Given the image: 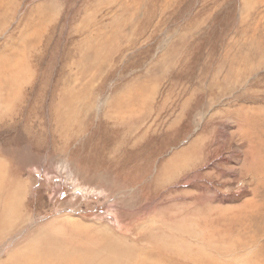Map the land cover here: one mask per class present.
I'll list each match as a JSON object with an SVG mask.
<instances>
[{
    "label": "rangeland",
    "instance_id": "374dc122",
    "mask_svg": "<svg viewBox=\"0 0 264 264\" xmlns=\"http://www.w3.org/2000/svg\"><path fill=\"white\" fill-rule=\"evenodd\" d=\"M251 5L0 0V90L9 81L17 95L0 119V161L24 186L21 230L109 234L142 254L158 227L178 250L246 264L264 246V144L246 131L264 119V0Z\"/></svg>",
    "mask_w": 264,
    "mask_h": 264
},
{
    "label": "bare ground",
    "instance_id": "6f19581e",
    "mask_svg": "<svg viewBox=\"0 0 264 264\" xmlns=\"http://www.w3.org/2000/svg\"><path fill=\"white\" fill-rule=\"evenodd\" d=\"M245 5L247 6V4L251 5L253 3V0H244ZM256 4V3H255ZM252 6V5H251ZM246 9L248 7H245ZM256 45V44H255ZM251 47V46H250ZM260 47L257 45V48ZM256 48V47H255ZM254 49V48H253ZM243 50V49H242ZM252 50V48H251ZM245 51V50H244ZM255 51V50H254ZM261 52V50H260ZM6 55V54H5ZM8 55V54H7ZM6 55V56H7ZM12 54H10L11 56ZM14 55V54H13ZM241 55V54H240ZM250 55V54H248ZM16 56V55H14ZM236 55H234L235 57ZM245 56V55H244ZM241 57V56H240ZM246 57V56H245ZM244 57V58H245ZM243 58V57H242ZM247 58V62L248 57ZM4 59V58H3ZM249 59L250 56H249ZM10 60V59H9ZM2 61V60H1ZM16 61V60H14ZM22 61V60H19ZM238 61V60H236ZM245 61V62H246ZM231 62V61H230ZM240 62V61H239ZM3 63V62H2ZM12 63V60H11ZM20 63V62H19ZM238 63V62H236ZM241 63V62H240ZM243 63V62H242ZM241 63V64H242ZM9 64V63H8ZM15 65V64H14ZM13 66V65H12ZM249 66V65H248ZM247 66V67H248ZM4 67V66H1ZM8 67V66H7ZM14 67V66H13ZM16 67V66H15ZM250 67V66H249ZM3 70V69H2ZM8 70V69H7ZM11 70V69H10ZM235 70V69H234ZM1 72V71H0ZM11 72V71H10ZM14 72V71H13ZM12 72V73H13ZM250 72V71H249ZM11 73V74H12ZM229 73V72H228ZM234 73V72H231ZM238 73V72H237ZM242 73V72H240ZM245 73V72H244ZM5 74V73H4ZM248 74V73H247ZM8 75V74H7ZM230 75V74H229ZM9 76V75H8ZM234 76V75H232ZM6 77L7 76H3ZM226 77V75L224 76ZM230 77V76H229ZM9 78V77H8ZM232 80V77H230ZM13 80V79H12ZM18 80V79H17ZM229 79H227L228 81ZM235 80V79H234ZM230 83V82H229ZM2 85V83H1ZM0 85V89H2L3 87H1ZM18 85V84H17ZM257 85V84H256ZM16 86V85H15ZM214 86V85H213ZM17 87V86H16ZM16 87H14V89L16 90ZM227 87V86H226ZM230 87V86H229ZM228 87V88H229ZM234 87V86H233ZM242 88V87H241ZM230 89V88H229ZM234 89V88H233ZM18 90V89H17ZM0 111H2V116L0 115V119L1 117L3 119H5L6 117H8L9 111L12 110V112H15L12 107L11 104L13 103V100L15 98H17V95H13V83H10L8 81V85L5 88L4 92H2V90H0ZM6 93V94H4ZM119 93V92H118ZM135 93L133 95H131L129 97V103L130 104H135V101H133ZM243 96V95H242ZM125 97V96H123ZM238 97V96H237ZM241 97V96H239ZM126 98V97H125ZM16 100V99H15ZM66 100V104H59V107L63 109H65V107H67V105L71 104V101L68 104L67 98L65 97ZM126 101V99H124ZM117 101V100H116ZM127 102V101H126ZM121 102L119 101V104ZM115 105V104H114ZM129 105V104H128ZM136 105V104H135ZM262 105V104H261ZM10 106V107H9ZM116 107V106H115ZM119 107V106H117ZM127 107V106H126ZM264 107V106H263ZM129 108V107H128ZM116 109V108H115ZM121 109V108H118ZM124 109V108H122ZM121 109V110H122ZM133 109V108H131ZM72 113L74 112V109L72 110ZM125 111V110H124ZM128 111V110H127ZM140 110L135 109L132 113V118L134 120V123L136 124V127L138 129V123H139V119H137V115H139ZM236 111V110H235ZM235 111H233V115L235 113ZM255 115H258L259 111L258 110H253ZM71 112V111H70ZM110 112V111H109ZM116 112V111H114ZM123 112V110L121 111ZM120 113V112H119ZM238 113V112H237ZM243 113V112H241ZM252 113V114H253ZM118 114V113H116ZM244 114V113H243ZM109 114H107L108 116ZM121 115V114H119ZM124 115V114H123ZM61 117L63 118H68L65 119L69 120L68 122H65L68 126L70 124H73L74 121L71 120H75L77 119L76 114L74 116V119L72 118L71 115H67L65 113V111L61 112ZM141 117V116H140ZM255 117V116H253ZM262 117V116H261ZM249 119L246 122V125H250V126H257V127H253L251 129L246 130L248 132V134H252V135H256L258 136L261 141L264 144V135H260L261 134V129H260V125L262 123H264V119ZM264 117V116H263ZM142 118V117H141ZM238 118V117H237ZM250 118H252V116H250ZM61 120V119H60ZM64 121V120H63ZM77 121H75L76 123ZM116 122L119 124H126L124 120L118 119L116 118ZM239 122V120H238ZM74 123V124H75ZM80 123V122H79ZM245 123V122H244ZM243 125V123H242ZM66 126V125H65ZM239 126V125H238ZM64 128V127H63ZM130 128V127H129ZM240 128V127H239ZM244 128V127H243ZM65 130V129H64ZM133 132V129L131 130ZM245 131V130H243ZM244 133V132H243ZM71 134V133H70ZM68 136V135H67ZM63 140V139H62ZM255 143V142H254ZM249 144V143H248ZM195 146V145H194ZM255 146V145H254ZM109 147V146H108ZM196 147V146H195ZM257 148V147H256ZM190 148H188L189 150ZM102 151V150H101ZM258 151V150H257ZM253 153V152H252ZM110 154V153H109ZM111 155V154H110ZM117 157V156H116ZM256 157V156H255ZM257 159V158H256ZM254 160V159H253ZM252 160V161H253ZM127 161V160H126ZM255 161V160H254ZM258 161V159H257ZM256 161V162H257ZM123 164V162H122ZM259 164H261V162H259ZM245 165V164H244ZM127 166H128V162H127ZM247 166V164H246ZM252 166V165H251ZM261 166V165H260ZM263 167V166H262ZM261 167V168H262ZM251 168V167H250ZM255 168V167H253ZM260 168V169H261ZM259 169V168H258ZM165 168L161 169V174L164 172ZM256 170V168H255ZM263 170V169H262ZM9 168H7V166L0 161V246L2 244H4V242L11 237L12 235H14V237L11 238H15V243L14 244H10V246L8 244L5 245V250L1 249L0 250V264H188V262H190L191 260L194 261L196 264H223L222 260L216 256H213V254L209 255V253L204 256L203 254H201V252L197 251L196 253H192L193 250L190 252L189 251H183V250H178L176 248V245H173L168 241V236L166 235V233L161 229L156 227L154 229V231L148 230L146 228V230H148V235L149 237L146 239L147 241L150 240L152 242H154L155 247H153L152 249H145L143 251L142 254H139V250H137V248L135 247V244L131 245H127L123 242L120 241L121 237H116V236H110L109 234H107L106 237L104 238V240H99L97 243H89L88 241H81L80 238L77 237H64L61 235H57L55 234L54 231H51L48 229V227L45 228H41L39 230L37 229H31L29 231L26 230H21L22 226L26 224L25 221V216L23 214V204L21 201V192H20V186H22V184L20 183V181L17 180V178H15V173L13 174H9ZM245 171V170H244ZM254 171V170H253ZM255 172V171H254ZM257 172V171H256ZM245 173V172H244ZM261 173V172H260ZM256 174V173H255ZM247 175V174H246ZM251 175V173H250ZM258 175V173H257ZM261 175V174H260ZM254 176V175H253ZM255 177V176H254ZM217 178V177H216ZM157 183L158 186L160 184V180L157 178ZM229 180V179H227ZM262 181H259V186L262 184ZM155 183V181H154ZM156 183V184H157ZM155 186V185H154ZM24 187V186H22ZM258 187V185H257ZM258 189V188H256ZM263 190V189H262ZM255 191V190H254ZM257 192V191H256ZM255 192V194H256ZM259 192V191H258ZM210 198V197H209ZM264 200V197H263ZM262 200V201H263ZM247 201V200H246ZM250 202V201H248ZM252 202V201H251ZM253 203V202H252ZM264 203V202H263ZM194 204V203H193ZM251 204V203H250ZM264 205V204H263ZM251 206V205H250ZM256 206V205H255ZM188 207V206H187ZM245 207V206H244ZM257 207V206H256ZM238 208V207H237ZM174 209V208H173ZM248 209V208H247ZM252 209V207H251ZM241 210V209H240ZM245 210V209H243ZM242 210V211H243ZM254 210V208L252 209ZM237 211V210H236ZM200 212V211H199ZM255 212V211H254ZM245 213V212H244ZM138 214V213H137ZM136 214V215H137ZM239 214V213H238ZM241 215V213H240ZM172 217V216H171ZM243 217V216H242ZM249 217H252L249 216ZM165 218V217H164ZM167 219V218H166ZM188 219V218H187ZM250 219V218H249ZM27 220V219H26ZM176 220V219H175ZM196 220V219H195ZM167 221V220H166ZM171 221V220H170ZM198 221V220H197ZM195 222V221H194ZM76 223V222H75ZM179 223V222H178ZM182 223V222H181ZM180 223V224H181ZM187 223V222H186ZM225 223V222H224ZM195 224V223H194ZM208 224V223H207ZM206 224V225H207ZM211 224V223H210ZM213 224V223H212ZM260 224V223H259ZM264 224V223H263ZM262 224V225H263ZM77 225V224H76ZM175 225V224H174ZM190 225V224H189ZM192 225V222H191ZM216 225V224H215ZM254 225V224H253ZM261 225V224H260ZM37 226V225H36ZM50 226V225H48ZM64 227V225H62ZM197 226V225H195ZM214 227V225H212ZM219 226V224L217 225ZM248 226V223H241L239 232H241L242 230H244L246 227ZM258 226V225H256ZM176 227V225H175ZM185 227V226H184ZM51 228V227H50ZM210 228V227H209ZM212 228V227H211ZM89 229V228H87ZM197 229V228H196ZM203 229V228H201ZM213 229V228H212ZM80 230V229H78ZM179 230V229H178ZM256 230L261 233L264 232V225L263 226H258V228H256ZM111 231V229H110ZM192 231V230H191ZM220 231V230H219ZM235 231V230H234ZM248 231V229H247ZM256 231V233H258ZM22 232V235H21ZM115 232V231H114ZM193 232V231H192ZM197 232V231H196ZM203 232V231H202ZM221 232V231H220ZM17 233V234H16ZM219 233V232H218ZM237 233V232H236ZM16 234V236H15ZM239 234V233H238ZM249 237L251 236L250 233L248 232ZM75 235V234H73ZM77 235V234H76ZM117 235H121L118 234ZM201 235V234H200ZM253 235V234H252ZM258 235V234H257ZM122 236V235H121ZM203 236V235H201ZM142 237H146V236H142ZM190 237V236H189ZM192 237V236H191ZM190 237V238H191ZM225 237H229V236H225ZM239 238H241L240 236H238ZM253 237V236H251ZM262 237V236H261ZM78 238V239H77ZM187 238V237H186ZM190 238L188 240H190ZM223 238V237H221ZM230 238V237H229ZM179 239V238H178ZM198 239V238H196ZM233 239V238H232ZM256 239V238H255ZM12 240V239H11ZM80 240V241H79ZM92 240V239H91ZM199 240V239H198ZM222 240V239H221ZM207 241V240H205ZM213 241V240H212ZM219 241V240H218ZM233 241V240H232ZM231 240L229 241L230 243L232 242ZM244 241V240H243ZM96 242V241H95ZM144 242V241H142ZM149 242V241H148ZM211 242V241H210ZM220 242V241H219ZM214 243V242H213ZM212 243V244H213ZM225 243V242H224ZM238 243V242H237ZM242 243V242H241ZM249 243V242H248ZM253 243V242H251ZM250 243V244H251ZM186 244V243H185ZM191 244V243H190ZM202 245V243H200ZM216 244V243H215ZM221 244V243H219ZM245 246L247 247L248 244L244 243ZM151 245V243H150ZM196 245V244H195ZM194 245V247H195ZM200 245V247H201ZM253 245V244H252ZM256 245V244H255ZM203 246V245H202ZM221 246V245H219ZM218 245H213L214 250L216 249V251H218V253L220 252L221 254L224 253V251L226 250L225 248H228L230 245H222L221 247H219ZM240 246V245H239ZM205 247V246H203ZM219 247V248H218ZM234 247V245H233ZM259 247V246H258ZM189 248V247H188ZM193 248V247H191ZM197 248V247H196ZM202 248V247H201ZM212 247H210L209 245V249H211ZM249 248V247H248ZM251 248V246H250ZM257 248V247H254ZM181 249V248H180ZM190 249V248H189ZM188 249V250H189ZM228 249H232L228 248ZM227 249V250H228ZM197 250V249H196ZM203 250H208V248H205ZM213 250V249H211ZM247 251V249H245ZM250 250V249H249ZM255 250V249H254ZM240 251V250H238ZM251 251V250H250ZM253 251V249H252ZM248 252V251H247ZM205 253V252H204ZM236 253V252H233ZM206 254V253H205ZM216 253H214L215 255ZM231 254V253H230ZM4 255V256H2ZM156 255V256H155ZM217 255V254H216ZM250 258H248L246 264H264V246L263 247H259L255 252H253V254ZM2 256V257H1ZM232 256V255H231ZM241 256V255H239ZM250 260H252V262H250ZM228 262V259L226 260V263ZM229 264V263H228Z\"/></svg>",
    "mask_w": 264,
    "mask_h": 264
}]
</instances>
